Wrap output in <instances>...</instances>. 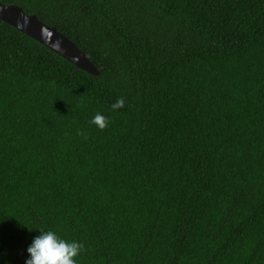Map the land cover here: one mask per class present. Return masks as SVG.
<instances>
[{
	"label": "trees",
	"instance_id": "trees-1",
	"mask_svg": "<svg viewBox=\"0 0 264 264\" xmlns=\"http://www.w3.org/2000/svg\"><path fill=\"white\" fill-rule=\"evenodd\" d=\"M0 3L99 71L0 21V264H264V0Z\"/></svg>",
	"mask_w": 264,
	"mask_h": 264
},
{
	"label": "water",
	"instance_id": "water-1",
	"mask_svg": "<svg viewBox=\"0 0 264 264\" xmlns=\"http://www.w3.org/2000/svg\"><path fill=\"white\" fill-rule=\"evenodd\" d=\"M0 21L43 45L82 72L92 76L99 74L98 69L72 41L54 27L40 22L36 16L25 14L20 7L0 3Z\"/></svg>",
	"mask_w": 264,
	"mask_h": 264
},
{
	"label": "clouds",
	"instance_id": "clouds-1",
	"mask_svg": "<svg viewBox=\"0 0 264 264\" xmlns=\"http://www.w3.org/2000/svg\"><path fill=\"white\" fill-rule=\"evenodd\" d=\"M124 106L125 99L120 98L111 105V108L118 110ZM90 124L104 130L109 126V120L104 115L97 113ZM83 250L84 246L81 243L67 242L51 230L41 231V234L36 236L27 248L30 258L25 261V264H76L74 258Z\"/></svg>",
	"mask_w": 264,
	"mask_h": 264
}]
</instances>
